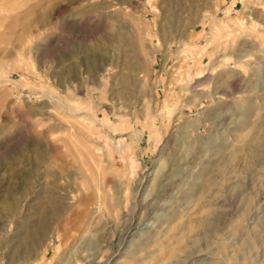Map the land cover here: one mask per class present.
<instances>
[{
    "label": "rangeland",
    "instance_id": "374dc122",
    "mask_svg": "<svg viewBox=\"0 0 264 264\" xmlns=\"http://www.w3.org/2000/svg\"><path fill=\"white\" fill-rule=\"evenodd\" d=\"M263 263L264 0H0V264Z\"/></svg>",
    "mask_w": 264,
    "mask_h": 264
},
{
    "label": "bare ground",
    "instance_id": "6f19581e",
    "mask_svg": "<svg viewBox=\"0 0 264 264\" xmlns=\"http://www.w3.org/2000/svg\"><path fill=\"white\" fill-rule=\"evenodd\" d=\"M168 2H170V3H173L174 5L176 4V5H181V3H182V0H164V3H168ZM219 26V25H218ZM217 29H218V27H216ZM220 28V27H219ZM216 29V30H217ZM50 97L51 98H53V99H55V100H57L58 101V103L60 104V106H65L66 104H65V102L64 101H62L61 99H60V97H58V96H56V95H54L53 93H51L50 94ZM248 109H250V108H248ZM251 111V110H250ZM239 129V128H238ZM245 142V141H244ZM239 147V146H238ZM241 147V146H240ZM243 147V146H242ZM240 149V148H239ZM242 149V148H241ZM34 151H37L36 149H34ZM235 151V150H234ZM233 151V152H234ZM235 154V153H234ZM208 174V172H207V170L203 173V175L201 176V178H203L205 175H207ZM211 176V175H210ZM173 177H175V175L173 174V169H171L170 170V172H169V175H167V176H165V177H163L160 181H158L159 183H160V186L161 187H165V186H167L169 183H171L172 182V179H173ZM212 183V182H211ZM202 186V185H201ZM199 188H200V186H198ZM197 188V184L195 183L194 185H193V187H192V189H196ZM202 191V190H201ZM204 191V190H203ZM203 193V192H202ZM201 193V194H202ZM206 193V192H205ZM38 200V199H37ZM65 208V207H64ZM62 209H63V207L62 208H60V207H57L56 208V210H53V208H51V210H50V213L48 212V210H44V214H43V217H44V223H43V225H44V228L47 230V228H48V226H47V224H48V221H50L49 219L52 217V218H55V217H58V215H60V212L62 211ZM190 210V209H189ZM63 212V211H62ZM189 212V211H188ZM188 212H185V213H183V212H180L179 210H177V211H174L171 215H170V217L167 219V223H168V225H167V229H170L171 228V225L173 224V223H175V222H177L179 219H181L182 217H183V215L184 214H187ZM41 213V212H40ZM33 214V213H32ZM38 214V213H37ZM41 215V214H40ZM33 216V215H32ZM28 217V216H27ZM187 217V216H186ZM51 218V219H52ZM47 219V220H46ZM186 219H188V218H186ZM193 219V218H192ZM25 220H27V219H25ZM43 221V220H42ZM27 222V221H26ZM185 222V221H184ZM206 223V222H205ZM24 224V223H23ZM38 225V224H37ZM21 228H23L22 227V225H20L19 224V226H18V230L19 229H21ZM137 228V227H136ZM32 229V228H31ZM45 230V231H46ZM21 232V231H20ZM33 233V232H32ZM26 234V233H25ZM31 234V233H30ZM23 235V234H22ZM40 236V235H39ZM23 237V236H22ZM166 237V236H165ZM24 238V237H23ZM33 238H35V237H33ZM25 239V238H24ZM27 239V238H26ZM161 240V239H160ZM15 241H17V240H15ZM21 241V240H20ZM156 240L154 239V237H150L144 244H143V246H145V247H148L149 245H151V244H153V243H156L155 242ZM159 243V242H158ZM165 243V242H164ZM163 243V244H164ZM20 244H22V243H17L16 242V244H14L13 245V250H12V248H11V250L13 251L12 253L15 255L16 253H18L19 252V248H20V246H18V245H20ZM25 244V243H24ZM24 244H22V247H23V245ZM27 244V243H26ZM161 244V243H160ZM10 247V246H9ZM158 247V246H157ZM140 248V247H139ZM160 248V247H159ZM162 248H164V247H162ZM166 248V247H165ZM21 249V248H20ZM161 251V250H160ZM159 251V252H160ZM171 252V251H170ZM21 253V252H20ZM12 254V255H13ZM172 254H173V252H172ZM22 255V254H21ZM14 257V256H13ZM24 256H22V258H23ZM264 264V263H263Z\"/></svg>",
    "mask_w": 264,
    "mask_h": 264
}]
</instances>
